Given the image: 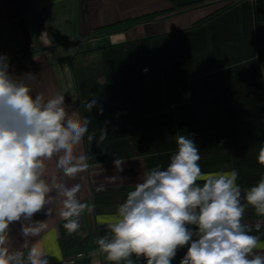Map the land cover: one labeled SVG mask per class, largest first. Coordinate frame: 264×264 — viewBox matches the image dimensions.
I'll return each instance as SVG.
<instances>
[{"label":"crops","instance_id":"obj_1","mask_svg":"<svg viewBox=\"0 0 264 264\" xmlns=\"http://www.w3.org/2000/svg\"><path fill=\"white\" fill-rule=\"evenodd\" d=\"M0 55L15 76H37L33 95L63 93L67 110L90 120L77 151L90 157L89 168L66 178L53 157L45 178L55 173L69 187L79 183L81 202L95 204L71 235L59 203L50 216L46 206L32 221L12 223L10 250L26 256L36 247L48 264H111L96 238L143 173L167 167L178 135L200 150L203 173L237 170L242 193L264 176V0H0ZM93 99L90 112L83 105ZM100 128L108 133L102 143ZM119 158L122 171L114 165ZM36 221L39 234L23 237L21 224ZM242 222L264 245V217L249 206Z\"/></svg>","mask_w":264,"mask_h":264},{"label":"clouds","instance_id":"obj_2","mask_svg":"<svg viewBox=\"0 0 264 264\" xmlns=\"http://www.w3.org/2000/svg\"><path fill=\"white\" fill-rule=\"evenodd\" d=\"M8 69V58L0 55V264H48L36 247L26 256L10 250L9 226L32 221L46 206L50 216V205L59 203L63 227L71 235L80 228V216L95 210L94 203L78 198L79 183L69 187L55 173L45 178V162L53 157L66 178L74 179L89 168L90 157L77 151L90 120L82 118L79 109L69 112L63 93L50 98L33 95L35 74L17 77ZM96 106V99L83 105L90 112ZM107 135L100 128L97 142ZM94 138V132L87 135L89 143ZM176 145L166 168L157 165L145 171L127 193L107 224V233L96 238L99 253L111 264H136L133 257H144L146 264H171L177 250L187 245L180 264H264V252L257 251L264 247L260 237L250 234L242 222L249 206L264 217V176L242 193L237 170L203 173L194 141L178 135ZM258 161L264 165V146ZM123 162L114 160L116 169L122 171ZM41 227L39 221L35 226L21 224V234L36 236ZM260 227L256 225L257 231Z\"/></svg>","mask_w":264,"mask_h":264},{"label":"built area","instance_id":"obj_3","mask_svg":"<svg viewBox=\"0 0 264 264\" xmlns=\"http://www.w3.org/2000/svg\"><path fill=\"white\" fill-rule=\"evenodd\" d=\"M82 254H79L78 257H81ZM76 258L66 259L61 264H75Z\"/></svg>","mask_w":264,"mask_h":264},{"label":"trees","instance_id":"obj_4","mask_svg":"<svg viewBox=\"0 0 264 264\" xmlns=\"http://www.w3.org/2000/svg\"><path fill=\"white\" fill-rule=\"evenodd\" d=\"M228 6H229V5H228ZM228 6H225V7H223L221 10L214 12V14H212V16H210L209 18L218 15L220 12H222V10L228 8ZM207 19H208V18H207ZM109 28H110V27H109ZM106 29H108V28H106Z\"/></svg>","mask_w":264,"mask_h":264}]
</instances>
